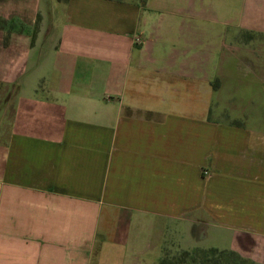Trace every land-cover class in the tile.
Returning a JSON list of instances; mask_svg holds the SVG:
<instances>
[{
  "label": "crops",
  "instance_id": "crops-1",
  "mask_svg": "<svg viewBox=\"0 0 264 264\" xmlns=\"http://www.w3.org/2000/svg\"><path fill=\"white\" fill-rule=\"evenodd\" d=\"M167 242L264 264V0H0V264Z\"/></svg>",
  "mask_w": 264,
  "mask_h": 264
},
{
  "label": "trees",
  "instance_id": "trees-1",
  "mask_svg": "<svg viewBox=\"0 0 264 264\" xmlns=\"http://www.w3.org/2000/svg\"><path fill=\"white\" fill-rule=\"evenodd\" d=\"M159 264H258L244 259L234 251L195 250L179 252L175 243L167 242Z\"/></svg>",
  "mask_w": 264,
  "mask_h": 264
},
{
  "label": "rangeland",
  "instance_id": "rangeland-1",
  "mask_svg": "<svg viewBox=\"0 0 264 264\" xmlns=\"http://www.w3.org/2000/svg\"><path fill=\"white\" fill-rule=\"evenodd\" d=\"M207 9H208V7H207ZM209 13H210V12H209V10H208V14H207L208 16L210 15ZM225 20H226V17H225V16H222V15L219 16V17H218V24L220 25L221 23H224ZM209 21H210V20H209ZM211 21L214 22V20H211Z\"/></svg>",
  "mask_w": 264,
  "mask_h": 264
},
{
  "label": "built area",
  "instance_id": "built-area-1",
  "mask_svg": "<svg viewBox=\"0 0 264 264\" xmlns=\"http://www.w3.org/2000/svg\"><path fill=\"white\" fill-rule=\"evenodd\" d=\"M205 174V176L207 177L209 174L206 172V173H204Z\"/></svg>",
  "mask_w": 264,
  "mask_h": 264
}]
</instances>
